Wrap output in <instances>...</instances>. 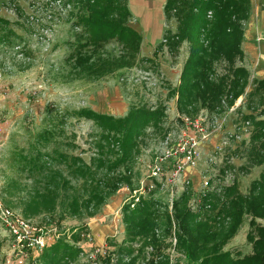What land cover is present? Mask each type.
<instances>
[{"label": "rangeland", "instance_id": "1", "mask_svg": "<svg viewBox=\"0 0 264 264\" xmlns=\"http://www.w3.org/2000/svg\"><path fill=\"white\" fill-rule=\"evenodd\" d=\"M126 1L132 17L116 11L123 5L117 0L112 19L142 37L139 50L117 36L96 42L80 23L90 14L85 0H0V20L7 23L0 31V205L30 220L47 243L21 259L0 234V264H194L178 243L187 232L178 229L176 213L193 216L192 238L210 255L231 224L226 210L232 195L247 197L258 187L264 137H253L254 123L264 121V90H257L254 74L248 71L249 85L233 107L223 100V113L200 104L195 116L180 114L176 93L191 44L158 49L178 26L177 19L166 20L167 0ZM251 3V13L264 20V0ZM235 66L247 68V62ZM230 75L224 61L214 64L213 77ZM81 110L116 119L136 111L157 115L139 122L125 151L123 133L79 117ZM196 122L218 133L200 147L190 184L167 182L143 192L150 167L179 146L185 132L193 136L190 124ZM44 133L49 140L43 142ZM38 154L49 158L36 165ZM172 164L168 160L169 177ZM40 193L48 203L45 214L27 215L25 204ZM140 210L148 212L146 220ZM251 221L243 217L223 252L253 253ZM255 222L264 227V219Z\"/></svg>", "mask_w": 264, "mask_h": 264}, {"label": "trees", "instance_id": "2", "mask_svg": "<svg viewBox=\"0 0 264 264\" xmlns=\"http://www.w3.org/2000/svg\"><path fill=\"white\" fill-rule=\"evenodd\" d=\"M83 1V0H74ZM117 0H85L86 10L90 12L88 17H82L80 23L90 28L92 38L97 41H107L116 36L124 44L131 46L132 50H139L142 37L126 24L113 21V3ZM83 3V2H81ZM251 0H167L164 12L166 20L177 19L178 26L175 34L166 32L164 35L165 44H161L158 49L165 46L169 49H177L184 42H189L190 56L185 63L181 77L180 86L177 90V106L180 114L188 117L195 116L199 111V105L208 109L211 113H223L222 103L227 98L228 106L231 108L236 101L245 94L249 85L250 73L246 68L235 66L237 60L244 61L245 53L243 43L245 39L244 24L251 16ZM113 11V12H112ZM127 18L132 17L127 7V1L123 0V5L117 8ZM212 13L213 18L207 19L208 13ZM7 25L4 20H0V31L2 26ZM205 41L202 42V38ZM224 61L228 67L231 77H213L214 64ZM257 90H264V80L255 81ZM79 117L92 121L108 132L123 133V149L128 151L132 141V135L139 128V122L146 118L155 119L157 113L150 111H136L123 119H116L112 116L98 114L92 110H81ZM249 119V118H248ZM254 140L260 141L264 137V121L254 123ZM50 136L52 132H47ZM48 134L40 135L41 141L49 140ZM63 157V156H61ZM49 156L38 154L36 165H42L44 159ZM25 161V158L21 157ZM27 160V159H26ZM26 162V161H25ZM28 162V160H27ZM31 171V170H30ZM257 188L249 196H243L238 191L232 195L227 204V215L231 224L225 235L218 238L217 248L210 255L202 254L196 247L192 238L193 227L189 226L192 215L185 211L183 216L176 213V222L179 230L187 232L185 236H178V243L187 254L188 259L194 264H264V227L259 226L255 221L264 219V172L261 179L255 182ZM253 185V186H254ZM14 182H10L8 187L13 189ZM50 190L51 187L47 186ZM45 194L29 200L26 206V214L31 216L45 214L46 202ZM177 206H175L176 209ZM144 217L148 215L146 210H140ZM94 215V214H93ZM245 215L252 216L250 223L251 232L247 240L253 245V253L241 258L230 252H223V248L234 237L239 229ZM146 220V217H145ZM130 219H125L129 223ZM184 224L186 228H184ZM214 248V246H213ZM53 249H56L54 247Z\"/></svg>", "mask_w": 264, "mask_h": 264}, {"label": "built area", "instance_id": "3", "mask_svg": "<svg viewBox=\"0 0 264 264\" xmlns=\"http://www.w3.org/2000/svg\"><path fill=\"white\" fill-rule=\"evenodd\" d=\"M192 132L194 135H186L181 138L179 146L171 147L165 150L164 156L159 158L150 167V174L148 183L142 184V191H153L158 184L178 183L190 184V173H193L198 166V155L200 147L210 141L211 136L217 133L218 130L209 132L207 128H203L198 122L191 123ZM168 160H173L170 177L165 170H170L167 165ZM209 188V181L207 179L203 182L204 189ZM203 195V197H205ZM4 233L11 241L13 252L18 254L17 257L21 259L28 256L29 252H42L46 246V239L37 234V230L30 220H26L20 216L15 215L11 210L3 208L0 205V234Z\"/></svg>", "mask_w": 264, "mask_h": 264}, {"label": "crops", "instance_id": "4", "mask_svg": "<svg viewBox=\"0 0 264 264\" xmlns=\"http://www.w3.org/2000/svg\"><path fill=\"white\" fill-rule=\"evenodd\" d=\"M134 29L135 28L134 26ZM245 39L243 43V51L245 53V61L247 62V70L254 74L256 81L264 80V20L263 18L251 13L248 26L245 30ZM218 133V132H217ZM221 134H216L215 139ZM216 141V140H215ZM219 147V144L218 146ZM216 146L212 149H215ZM195 182L198 179L194 175Z\"/></svg>", "mask_w": 264, "mask_h": 264}]
</instances>
